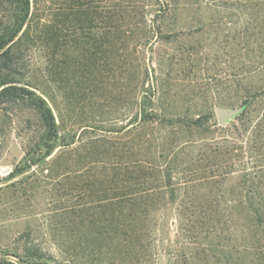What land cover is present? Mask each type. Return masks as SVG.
<instances>
[{"label":"rangeland","instance_id":"rangeland-1","mask_svg":"<svg viewBox=\"0 0 264 264\" xmlns=\"http://www.w3.org/2000/svg\"><path fill=\"white\" fill-rule=\"evenodd\" d=\"M236 1L190 0L189 9L166 21L165 31L176 30L170 42L154 39L142 45L124 37L108 42L104 0L91 3V11L98 13L91 31L65 24L69 12L61 0L38 1L21 43L19 72L33 78L63 135L78 136L89 127L92 135L102 133L105 143L93 148L85 164L79 153L54 155L46 166L6 179L23 156V141L0 119V255L13 259L6 251L27 244L50 253L58 264L72 259L76 264H253L251 236H238L239 219L230 211L237 204L229 193L237 175L223 178L214 160L213 172L186 173L176 203L149 213L147 222L159 217L163 224L158 231L151 225L150 236L113 234L108 214L102 213V205H92L95 195L84 186L102 178L99 164L90 166L89 161L107 157V169L117 162L123 170L155 159L140 143L156 130L143 132L133 119L142 68H149L151 78L157 75L161 91L156 109L170 118L210 112L218 123L217 109H244L236 78H245L242 87L251 84L254 90L264 84V72H252L254 62L261 61L247 31L249 14L237 9ZM145 31L137 36L145 38ZM88 33L97 43L84 39ZM238 116L218 126L239 127ZM196 135L185 132V139L201 142ZM49 167L54 168L52 176Z\"/></svg>","mask_w":264,"mask_h":264},{"label":"trees","instance_id":"trees-1","mask_svg":"<svg viewBox=\"0 0 264 264\" xmlns=\"http://www.w3.org/2000/svg\"><path fill=\"white\" fill-rule=\"evenodd\" d=\"M38 1L0 0V17L5 18L4 21L0 18V119L1 124L13 126L16 135L23 141V156L6 179L22 175L35 166L42 168L54 155L58 158L64 154L79 153L83 155L80 161L85 164L87 157L93 155V148L105 143L102 133L92 135L89 127H84L78 136L63 135L48 102L37 92L33 78L19 72L18 63L23 57L21 43L26 28L35 17ZM93 1L61 0L62 9H68L69 17L72 16L70 22L65 16V24L74 23L91 31L98 14L94 15L91 11ZM104 2L105 23L110 35L107 40L111 44L120 37L131 38L139 45L154 39L168 43L176 36V30L165 31L166 21L191 7L190 0ZM236 5L237 9L249 14L247 31L250 30L251 42L256 47L255 57L261 61L254 62L257 66L252 72H264V0H237ZM142 28H146L145 38L137 36V31ZM84 36L88 43L89 40L97 43L91 33ZM96 47L98 49L100 45ZM243 80L245 78L239 76L235 81L244 107L236 118L239 127L231 124L230 128H222L210 112L185 118H170L158 112L160 82L157 75L150 77L148 67L142 68L141 92L133 119L143 132L156 130L157 133L146 134L140 143L142 150L155 153L154 161L148 166L142 161L135 162L132 169L125 166L122 170V165L115 161L107 169L110 158L92 160L88 163L90 166L99 164L102 178L84 182L91 195H95L92 205H102V213L108 214L113 234L150 236L151 225L154 231H158L163 224L159 223V217L154 222H147L149 213L156 215L162 207L176 203L178 185L186 179V173L213 172L210 164L214 160L223 178L228 174L237 175L233 189H229L231 200L237 201L230 207L239 219L236 220V232L238 236H251L249 250L253 264H264V84L253 90L251 84L242 87ZM127 127L124 126L123 130ZM168 130L172 132L170 136L167 135ZM185 132H196L198 138L201 135V142L185 139ZM203 163L206 165L197 170L196 166H203ZM182 165L187 167L182 168ZM49 172L54 175V168L49 167ZM176 211L180 213L182 210ZM212 215L215 217L216 212ZM160 222L164 220L160 219ZM6 252L13 259L2 254L0 264H58L50 253L27 244ZM62 263L76 264L73 259Z\"/></svg>","mask_w":264,"mask_h":264},{"label":"water","instance_id":"water-1","mask_svg":"<svg viewBox=\"0 0 264 264\" xmlns=\"http://www.w3.org/2000/svg\"><path fill=\"white\" fill-rule=\"evenodd\" d=\"M242 110L243 108L232 109V110L217 109L215 111V114L218 124H224L229 122L230 120L238 116L242 112Z\"/></svg>","mask_w":264,"mask_h":264}]
</instances>
